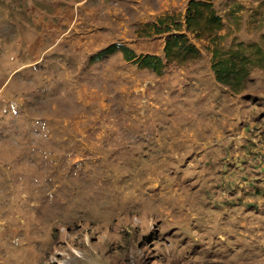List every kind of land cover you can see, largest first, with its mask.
<instances>
[{"label": "rangeland", "instance_id": "obj_1", "mask_svg": "<svg viewBox=\"0 0 264 264\" xmlns=\"http://www.w3.org/2000/svg\"><path fill=\"white\" fill-rule=\"evenodd\" d=\"M170 3L0 0V264H264V202L230 186L226 142L264 70L235 94L207 40L159 74L102 53L162 56ZM214 6L224 46L264 47V0Z\"/></svg>", "mask_w": 264, "mask_h": 264}, {"label": "trees", "instance_id": "obj_2", "mask_svg": "<svg viewBox=\"0 0 264 264\" xmlns=\"http://www.w3.org/2000/svg\"><path fill=\"white\" fill-rule=\"evenodd\" d=\"M223 26L214 0H187L182 20L168 14L152 23L155 33H166L162 56L136 54L126 45L117 43L110 44L102 53L119 50L126 60L159 74L168 61L184 63L199 57L200 49L191 36L207 40L211 52L210 68L216 82L237 94L245 88L254 67L264 70V47L257 42L243 41H232L224 46L221 43L222 36L218 33Z\"/></svg>", "mask_w": 264, "mask_h": 264}, {"label": "crops", "instance_id": "obj_3", "mask_svg": "<svg viewBox=\"0 0 264 264\" xmlns=\"http://www.w3.org/2000/svg\"><path fill=\"white\" fill-rule=\"evenodd\" d=\"M166 1L175 2L164 0ZM212 77L215 80L213 73ZM240 116V127L234 129L226 140L233 149L229 155V174L231 180L238 179L236 183L231 182L230 186L242 189L244 194L253 195L254 203L261 204L264 202V108L249 109L240 112Z\"/></svg>", "mask_w": 264, "mask_h": 264}]
</instances>
